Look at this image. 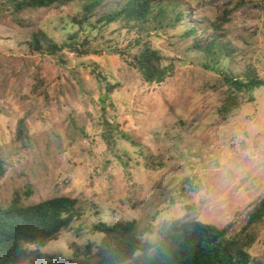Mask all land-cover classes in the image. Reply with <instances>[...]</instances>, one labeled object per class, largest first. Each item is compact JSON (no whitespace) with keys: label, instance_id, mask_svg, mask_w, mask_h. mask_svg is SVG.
<instances>
[{"label":"rangeland","instance_id":"rangeland-1","mask_svg":"<svg viewBox=\"0 0 264 264\" xmlns=\"http://www.w3.org/2000/svg\"><path fill=\"white\" fill-rule=\"evenodd\" d=\"M125 1L105 0L98 15ZM175 1L188 27L200 37L223 36L232 53L217 66L192 50L194 41L178 27L154 39L169 76L148 84L120 52L126 33L116 24L100 27L98 16L86 20L80 2L16 19L0 0V202L30 190L27 204L68 196L85 212L43 249L42 260L79 264L72 244L108 251L110 241L93 231L100 221L135 220L152 243L163 223L175 220L198 219L235 235L264 200V85L241 93L235 113L219 111L229 91L225 77L256 69L264 81V0ZM225 11L223 30H210ZM39 27L59 43L75 37L89 54L34 53L29 42ZM22 118L27 145L16 137ZM190 185L195 190L184 192ZM254 232L251 254L264 264V224Z\"/></svg>","mask_w":264,"mask_h":264},{"label":"trees","instance_id":"trees-1","mask_svg":"<svg viewBox=\"0 0 264 264\" xmlns=\"http://www.w3.org/2000/svg\"><path fill=\"white\" fill-rule=\"evenodd\" d=\"M104 1L2 0V5L8 7L12 15L19 19L28 12L60 9L80 2L86 20L98 16L96 21L100 27L116 24L121 32L126 33L127 46L120 52L127 65L148 84H162L169 76L166 57L154 44V39L161 34L176 31L178 27L185 28L183 38L194 41L191 49L217 66L231 56L230 44L223 36L210 37L205 32L200 37L201 32L197 27H188L183 6L175 0H126L121 6L106 9L98 15ZM245 1L241 0L240 3ZM230 13L225 11L221 19L212 23L210 30L222 31L225 22L230 21ZM74 38L71 37V42L59 43L39 27L32 31L29 47L34 53L43 56H59L65 50L79 57L88 55L90 51L80 49L82 44ZM243 77L224 78L229 91L219 110L221 114L238 111L241 108L239 95L264 85L256 69H249ZM40 89L39 85L34 91L39 94ZM43 95L46 96V92ZM120 132L123 139H130L127 134ZM16 137L22 145L30 142L25 118L18 122ZM3 170L0 162V174ZM194 190L193 185L183 189L184 192ZM31 195L30 190L25 196L16 192L9 204L0 202V264H66V261L58 260V257L50 261L42 260V251L80 221L85 216L84 210L77 199L68 196L27 204L25 200ZM260 224H264V200L254 206L241 231L230 236L226 228L220 229L198 219L175 220L163 223L157 242L152 243L143 239L135 220L114 225L100 221L93 227V231L103 234L110 241L109 250L104 251L91 243L84 246L72 244L70 253L79 264H257L251 250L258 240L255 227ZM27 244L36 245V250L28 249Z\"/></svg>","mask_w":264,"mask_h":264},{"label":"clouds","instance_id":"clouds-1","mask_svg":"<svg viewBox=\"0 0 264 264\" xmlns=\"http://www.w3.org/2000/svg\"><path fill=\"white\" fill-rule=\"evenodd\" d=\"M26 247L30 250H36V245L34 244H27Z\"/></svg>","mask_w":264,"mask_h":264}]
</instances>
